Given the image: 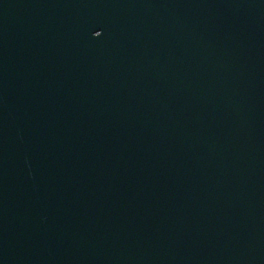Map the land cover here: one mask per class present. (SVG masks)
Returning a JSON list of instances; mask_svg holds the SVG:
<instances>
[{
    "label": "water",
    "instance_id": "water-1",
    "mask_svg": "<svg viewBox=\"0 0 264 264\" xmlns=\"http://www.w3.org/2000/svg\"><path fill=\"white\" fill-rule=\"evenodd\" d=\"M0 264H264V0H0Z\"/></svg>",
    "mask_w": 264,
    "mask_h": 264
}]
</instances>
